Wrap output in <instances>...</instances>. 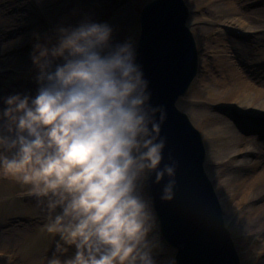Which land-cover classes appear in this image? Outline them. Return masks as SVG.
I'll list each match as a JSON object with an SVG mask.
<instances>
[{
  "label": "clouds",
  "instance_id": "clouds-1",
  "mask_svg": "<svg viewBox=\"0 0 264 264\" xmlns=\"http://www.w3.org/2000/svg\"><path fill=\"white\" fill-rule=\"evenodd\" d=\"M116 31L90 12L33 31L35 90L0 96V173L39 198L56 251L74 248L49 264H177L149 190L167 177L159 198L175 195L167 110L152 103L135 34L117 40ZM262 255L264 244L252 258ZM0 256L13 264V253Z\"/></svg>",
  "mask_w": 264,
  "mask_h": 264
},
{
  "label": "rangeland",
  "instance_id": "rangeland-1",
  "mask_svg": "<svg viewBox=\"0 0 264 264\" xmlns=\"http://www.w3.org/2000/svg\"><path fill=\"white\" fill-rule=\"evenodd\" d=\"M150 1L152 0H43L42 3H37L36 0H0V96L17 90H35L36 84L32 79L35 70L29 56L33 31L48 32L54 27L52 22L56 18H62L64 22L67 18L72 19L73 15L75 17L76 13L90 12L94 7L96 12L92 18L107 20L115 25L117 40L135 34L137 44L140 10ZM183 1L189 11L186 25L198 52V71L186 94L180 98L188 102H178L177 107L199 132L204 149L207 146L204 134H210V151L209 155L207 153L204 171L219 200L224 225L230 233L240 264H261L264 255L255 260L252 257L253 249L264 244V241L257 239L258 236H264V115H241L240 110L247 108L248 104L254 110L261 108L264 105V94L248 95L240 105L241 109L227 103L210 101L202 104L194 100L206 91V82L201 81L205 76L204 60L211 63V71L219 76L221 55L245 77L243 79L247 84L253 85L259 92L264 90V54L260 53L258 60L247 63L241 61L229 47L230 41L245 42L253 33L217 25L219 21L234 20L245 25L258 23L264 26V0ZM90 4L91 10L87 8ZM73 10H76L75 14ZM197 28L204 29L206 38H201ZM261 31L263 30L256 33ZM19 37L22 39L18 40ZM220 46H224L226 51H218ZM211 88L214 92L222 90L219 85H212ZM214 115L228 122L244 137L238 145V148L243 149V156L239 159L253 163L251 166L233 171L226 168L227 160L212 164L225 156V140L211 134L218 124L213 125L207 121ZM226 131L229 134V130ZM252 148L254 153L251 154ZM208 160L212 163L209 164ZM218 169L223 173L215 180L212 172ZM258 185L261 189H258ZM226 198H230V209L223 205ZM41 208L39 198L29 191L27 185L0 173V251L13 253V264H49L55 256L59 255L63 259L74 251V248L66 253L56 251L54 234L42 230L46 214ZM0 264H7L6 256H0Z\"/></svg>",
  "mask_w": 264,
  "mask_h": 264
},
{
  "label": "water",
  "instance_id": "water-1",
  "mask_svg": "<svg viewBox=\"0 0 264 264\" xmlns=\"http://www.w3.org/2000/svg\"><path fill=\"white\" fill-rule=\"evenodd\" d=\"M183 0H152L140 10L137 62L149 81L152 103L163 105L167 119L165 160L179 162L175 195L161 201L160 184H150L163 238L175 250L177 264H240L214 188L205 174L206 152L199 132L177 103L198 71V52L187 27ZM232 118L239 123L235 116Z\"/></svg>",
  "mask_w": 264,
  "mask_h": 264
},
{
  "label": "bare ground",
  "instance_id": "bare-ground-1",
  "mask_svg": "<svg viewBox=\"0 0 264 264\" xmlns=\"http://www.w3.org/2000/svg\"><path fill=\"white\" fill-rule=\"evenodd\" d=\"M90 6V7H89ZM88 9L92 8V4L88 5L87 7ZM87 10V9H86ZM91 10V9H90ZM96 11L93 10L90 11V13L93 15ZM76 19L74 17V15L72 16V19L67 18L66 21H64V23H75L79 18H80V13H76L75 14ZM63 22V19H55L52 24L53 26H55L56 24ZM217 25L219 26H224L227 28H234L236 27L237 30H241L244 32H252L253 36L250 39H247L245 42H229V47L230 49H232L237 56L239 57V59L241 61H247L248 62H253L256 59L258 60V55L261 53L264 54V26L258 23H253L250 25H245L241 22L238 21H219L217 22ZM218 26V27H219ZM241 27V28H239ZM246 27V29L244 28ZM262 29L263 31L258 32V30ZM197 32L200 34L201 38H206V35L204 33V29L202 28H197ZM263 32V34H262ZM261 33V34H260ZM222 41V39L220 40ZM218 49V51L220 52H224L226 51V48L224 49V46H220ZM261 50V52H260ZM220 59V63H221V69H220V75L219 76H215L214 73L211 71V63L208 60H204L203 65H204V73L205 76L201 79L202 82H206V91L204 94H199L196 98H195V102L196 103H207L210 101H215L218 103H227L230 104L231 106H234L235 108H240V105L242 104V102H244V99L248 96L251 95L252 93L255 94H259L260 96H262L264 94V90L260 91L258 89H256L253 85H249L247 84L243 78H245L244 76H242V74L236 70L234 67L231 66V64L229 63V61L226 59V57L224 55H221L219 57ZM229 64V65H228ZM227 65V67H226ZM224 67V69H223ZM260 71V70H258ZM256 71V74H259V72ZM212 85H219L220 87H222L221 91L218 92H214V94H210V92L213 91V89L211 88ZM20 91V90H17ZM179 104H185L188 101L186 99H180ZM248 104V103H247ZM250 104L247 105V108L241 109V115H247V114H251V115H264V105L261 106V108L254 110L249 108ZM207 121H210L213 125H217L215 126V128L212 130L211 134H214L215 137L217 138H221L222 140H225V152H224V158H220L217 159L215 163H212L211 160H208L209 164H219L222 162H228L226 165V168L232 169L233 171L235 170H239V169H245L249 166H251L253 163L249 162V161H244L239 159L240 156L242 155V151L243 149L238 148V145H240V143L243 140V136L241 134H239L237 131H235L231 125L226 122L223 121L222 119H220V117L218 116H212L210 119H208ZM229 130V134L227 133L226 130ZM209 136L210 134L208 132H205L204 137L206 139L207 142V146H205V152H206V159L207 156L209 155V151H210V140H209ZM213 140V139H212ZM211 140V141H212ZM262 147H260L261 150ZM262 151V150H261ZM208 153V155H207ZM251 154L254 153V148L251 149ZM261 153V152H260ZM258 153V154H260ZM262 154V153H261ZM264 154V152H263ZM255 163V162H254ZM230 166V167H229ZM223 173V171L221 170H215L212 172V177L215 180H218L219 176H222L221 174ZM258 189H261V187L258 185L257 186ZM220 191V189H219ZM222 193V191H221ZM224 193V192H223ZM223 205L227 206V209H230V198H226L224 199V203Z\"/></svg>",
  "mask_w": 264,
  "mask_h": 264
}]
</instances>
